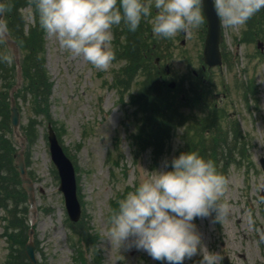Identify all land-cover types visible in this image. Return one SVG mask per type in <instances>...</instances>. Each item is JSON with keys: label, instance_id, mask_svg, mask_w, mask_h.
<instances>
[{"label": "rangeland", "instance_id": "1", "mask_svg": "<svg viewBox=\"0 0 264 264\" xmlns=\"http://www.w3.org/2000/svg\"><path fill=\"white\" fill-rule=\"evenodd\" d=\"M145 2L152 6V12L137 28L143 55L151 62L150 67L155 66L158 74L165 76L166 83H176L178 97L183 94L187 98L182 105L173 101L178 115L197 122L205 108L213 118L211 123L215 121L214 126L222 130L229 125L232 135L237 136L239 131L242 136L233 151L224 148L217 154L220 160L224 154H234L232 159H235L223 173L227 189L219 201L229 206L228 213L219 221L214 212L194 220L203 247L197 255L185 259L184 264H200L207 251L216 252L221 258L227 255L232 264H264V200L261 198L264 171L259 165L260 157H264V44L262 49L256 45L258 39L264 43L262 10L241 26L222 23V66L202 72L204 22L172 38L156 36L152 24L158 10H153L154 0ZM21 13L30 23V9L22 8ZM112 32L111 46L116 58L108 70L100 71L82 56L61 49L56 38L45 31L44 58L52 81L49 111L61 133L62 146L77 165L81 204L78 226H88L94 237L93 244L86 249L71 232L73 223L68 219L50 159L47 122L38 116L36 138L31 143L24 141V160L34 184L33 241L38 264H81V259L92 264L96 255L101 258L100 264H164L130 246L131 238L122 246L108 239L111 200L134 191L143 181L151 179L156 170H164L165 162L176 156L182 146L183 129L172 130L158 159L155 160L150 148L135 153L129 138L135 109L129 97L143 77L134 75L137 77L130 79L126 89L116 83L115 79L121 76L119 69L127 61L118 58L120 51L115 48L117 38L113 27ZM156 56L160 58L157 65ZM192 71L198 73L197 78H193ZM203 79H206L204 83ZM167 91L170 100L171 90ZM215 92L225 93L221 104L214 99ZM213 102L224 111H210ZM17 103L22 126L34 114L22 97ZM222 167L220 161L217 171ZM25 205L29 207L27 201ZM26 224L28 230L29 223ZM2 227L0 219V235ZM12 252L18 256L17 247L11 248L6 237L0 236V264H5ZM218 264H222L221 259Z\"/></svg>", "mask_w": 264, "mask_h": 264}, {"label": "clouds", "instance_id": "2", "mask_svg": "<svg viewBox=\"0 0 264 264\" xmlns=\"http://www.w3.org/2000/svg\"><path fill=\"white\" fill-rule=\"evenodd\" d=\"M204 0H154L159 10L152 32L172 38L204 22ZM43 30L54 36L59 47L76 57L82 56L100 71L115 60L112 27L121 22L136 31L152 6L145 0H33ZM213 8L225 26L247 23L264 10V0H212ZM0 4V14L3 13ZM6 27V26H5ZM11 64L12 57L0 56ZM227 179L217 171L214 161L196 151H182L156 170L134 191L118 201V210L110 216V242L131 245L164 264H184L201 251L202 240L194 220L213 212L219 221L227 215L228 205L220 203ZM216 252L202 256L200 264H218Z\"/></svg>", "mask_w": 264, "mask_h": 264}, {"label": "trees", "instance_id": "3", "mask_svg": "<svg viewBox=\"0 0 264 264\" xmlns=\"http://www.w3.org/2000/svg\"><path fill=\"white\" fill-rule=\"evenodd\" d=\"M3 20L10 36L17 42L20 49L19 64L21 68V85L15 92L17 99L22 97L34 114L25 125L21 126L23 135L28 142L36 138L37 117L42 116L46 121L52 122L60 132L52 119L49 106L52 92V81L45 65V30L39 23V13L33 0H3ZM29 7L32 14V22L27 23L21 13L22 8ZM142 23V21H141ZM140 23V24H141ZM125 42L121 45L126 63L119 69L120 77L115 79L120 87L126 89L127 83L134 75H142L138 82V89L130 94V103L135 106L134 128L130 133L131 143L135 146L137 154L141 149L150 148L153 157L158 159L167 138L172 136V130L181 127L182 146L177 152L196 151L206 160L214 161L216 168L220 161L223 167L218 171L223 173L230 161L235 162L234 154L217 157L218 151L227 148L229 152L240 143L238 135L229 134L231 127L222 130L212 124L213 118L208 113H203L200 119L192 121L178 115L174 99L168 98L167 88L160 80V75L155 66L150 67L148 58L143 55L144 47L142 38L136 31H129L128 26H123ZM8 49L0 37V56L9 55ZM145 63V65H144ZM131 74V76H130ZM16 82L15 63H6L0 60V213L6 224L4 234L11 247L25 243L27 238L26 193L23 190L18 172L14 166V154L17 150L12 138L9 122V90ZM166 96V99L164 98ZM18 106V105H17ZM230 146H233L231 148ZM224 153V152H223ZM117 198L111 200L110 215L113 210H118ZM22 205V206H21ZM19 216V217H18ZM72 232L77 236L85 248L93 244V234L88 226H73ZM12 254V253H11ZM100 256L94 257L92 264H100ZM82 264H86L81 259ZM11 264H28L23 252L16 256V261Z\"/></svg>", "mask_w": 264, "mask_h": 264}, {"label": "water", "instance_id": "4", "mask_svg": "<svg viewBox=\"0 0 264 264\" xmlns=\"http://www.w3.org/2000/svg\"><path fill=\"white\" fill-rule=\"evenodd\" d=\"M202 9L207 21V32L204 41L203 58H204V62L209 67H211L221 64V54L219 50V42L222 39L221 30H220V21L215 12V9L213 8L212 0H204ZM0 34L3 36L6 44L12 49V52L16 57V62L18 63V46L6 31L4 23L2 22V14H0ZM20 78L21 76L19 70L18 82L10 91V111H11L10 122L13 127L15 136L17 137L16 141L19 142L21 146L19 151L16 153V167L21 176L23 187L28 193L29 202L32 205L34 202V192H33L34 188L32 181L26 174V169L23 162L22 155H23L24 143L22 140H19L20 139V135L18 132L19 114L15 105V99L13 97V92L16 89V87L19 85ZM48 141H49L51 159L55 164L60 177L59 190L63 192L65 205L71 220L75 221L80 216V206L76 197L74 167L70 159L63 152V149L60 146L56 134L50 124H48ZM260 163L264 168V159H261ZM25 253L28 259L30 260L31 264H37V260L34 252V244L32 241L31 228L29 229L28 241L25 244ZM223 261L224 264H230L227 257H225Z\"/></svg>", "mask_w": 264, "mask_h": 264}, {"label": "flooded vegetation", "instance_id": "5", "mask_svg": "<svg viewBox=\"0 0 264 264\" xmlns=\"http://www.w3.org/2000/svg\"><path fill=\"white\" fill-rule=\"evenodd\" d=\"M182 32V31H181ZM166 72L168 73V69L166 68Z\"/></svg>", "mask_w": 264, "mask_h": 264}]
</instances>
